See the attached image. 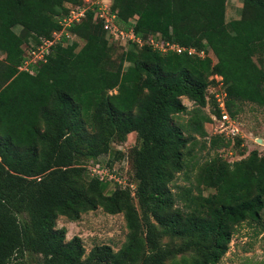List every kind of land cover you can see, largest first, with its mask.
<instances>
[{"label":"trees","instance_id":"trees-1","mask_svg":"<svg viewBox=\"0 0 264 264\" xmlns=\"http://www.w3.org/2000/svg\"><path fill=\"white\" fill-rule=\"evenodd\" d=\"M226 1L111 0L116 25L143 45L127 41L114 61L120 41L110 43L88 9L67 27L82 45H64L62 35L30 74L18 70L23 47L51 38L68 7L84 0H0V264H29L27 256L35 264H216L237 225L261 222L264 154L257 150L233 162L196 161L193 186L173 188L188 143L212 121L200 108L211 103L220 117L208 92L214 76L231 117L244 102L264 106V0H241L239 18L229 21ZM150 37L182 49L163 52ZM182 97L198 108L187 124L171 123L188 112ZM132 132L134 196L118 185L108 190L107 179L88 176L82 164ZM223 140L212 137L210 147ZM97 208L122 214L127 234L118 250L86 251L78 236L66 240L65 228L55 227L58 216L76 221Z\"/></svg>","mask_w":264,"mask_h":264},{"label":"rangeland","instance_id":"rangeland-1","mask_svg":"<svg viewBox=\"0 0 264 264\" xmlns=\"http://www.w3.org/2000/svg\"><path fill=\"white\" fill-rule=\"evenodd\" d=\"M241 0H227L225 10V20L239 18L241 14ZM14 30L19 31L18 27ZM107 38V37H106ZM110 43L113 41L107 38ZM127 42L120 41L118 48H112L111 58L114 61L119 60L122 48H126ZM82 45L78 42L77 49ZM210 56L215 62L214 55L210 52ZM183 104L187 107L188 112L175 115L171 119V123L187 124L193 111L198 107L186 97L181 98ZM203 113L213 117L214 113L211 103L200 108ZM235 124L239 130L236 137H226L223 133V126L218 119L212 118L211 122L204 124L206 135L201 137L195 134L196 140L191 143V154L186 156L185 171L177 174L173 182L174 190L177 187L193 186L195 167L194 163L202 162L205 159L217 155L222 160L233 162L235 160L246 157L251 150H257L260 155L264 154V106H259L251 102H244L241 111L235 116ZM93 133V132H92ZM187 135V132L184 133ZM86 138L91 136V132H85ZM224 138L222 142L218 141L213 147H210V139L214 136ZM135 133H129L123 141H114L111 143V152L101 154L94 159H84L82 164L86 168V174L91 176L93 173L89 167L99 164L104 168V177L109 182L108 190L118 185L121 188H128L134 196V186L136 179L133 172V152L138 147ZM91 173V174H90ZM135 187V186H134ZM193 192L198 190L193 188ZM203 195L212 192V189L201 187ZM137 204L136 198H134ZM56 228H65L66 240H70L74 236L81 239L82 245L89 251L94 245L107 244L113 250H118L126 239L127 229L122 214H108L101 208L93 211L84 212L76 221H70L64 216H58L55 223ZM163 242L179 244L178 238L164 237ZM25 262V261H24ZM26 263L31 262V257H26ZM166 264H173L172 260H168ZM216 264H264V210L261 213V222H243L236 226L232 235L228 251Z\"/></svg>","mask_w":264,"mask_h":264},{"label":"built area","instance_id":"built-area-1","mask_svg":"<svg viewBox=\"0 0 264 264\" xmlns=\"http://www.w3.org/2000/svg\"><path fill=\"white\" fill-rule=\"evenodd\" d=\"M88 9H92L94 11L95 20L102 22L103 28L106 30L107 38L111 39L112 41L124 40L127 42L131 40L138 43L139 46L144 44L143 39L137 37L132 30L124 31L116 25L115 19L117 15L116 11L111 10V0H84L83 4L81 5H70L68 7V12L59 20L62 28L60 30L54 31L51 38L39 37L38 43L35 44L31 41L28 45L23 47L26 53V58L24 59L23 64L18 66V70L34 74L35 67L46 61V57L49 54L51 46H53L56 41H59L62 35H64L67 39L64 45L71 44L73 42H79L77 36L71 34L67 30V27L84 18ZM148 42L154 48H158L163 52L168 50L180 51L182 49L178 45L170 44L168 42H159L152 37L148 39ZM189 52L194 53L195 50L189 49ZM200 55H203V52H201ZM214 78L217 83L216 85L209 86L208 92L209 95L213 97L217 108L220 110V117L218 118L214 115L213 117L218 119L224 128L219 133H223L226 137L233 138L239 134V130L235 124V118L231 117L226 109V92L223 89L221 77L216 75ZM209 99L210 96L209 98L207 97V100ZM89 170L93 172L92 174L90 173L91 176H98L100 179L104 178V168L100 167L98 163L92 168L89 167ZM131 187L134 188V186Z\"/></svg>","mask_w":264,"mask_h":264}]
</instances>
